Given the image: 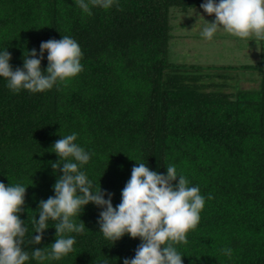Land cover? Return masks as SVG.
I'll return each instance as SVG.
<instances>
[{
	"label": "trees",
	"instance_id": "obj_1",
	"mask_svg": "<svg viewBox=\"0 0 264 264\" xmlns=\"http://www.w3.org/2000/svg\"><path fill=\"white\" fill-rule=\"evenodd\" d=\"M204 2L118 0L122 10L90 5L88 16L76 0H0V53L10 52L13 70L33 49L39 58L42 42L63 36L83 54L82 72L43 92H13L0 77V182L27 187L20 213L28 229L25 264H123L142 242L128 234L106 239L98 224L103 209L89 203L73 217L84 232L64 234L75 238L72 252L60 260L31 258L56 239L58 221L49 219L41 243L33 244L32 221L63 175L52 168L59 161L53 145L72 133L91 154L79 170L94 190L113 194V207L137 162L163 175L174 165L199 187L200 221L187 243L174 245L183 264H264V40L259 62L249 67L260 73L256 89L226 84L219 73L232 67L171 63L170 11L202 9ZM47 66L45 51L42 72Z\"/></svg>",
	"mask_w": 264,
	"mask_h": 264
},
{
	"label": "clouds",
	"instance_id": "obj_2",
	"mask_svg": "<svg viewBox=\"0 0 264 264\" xmlns=\"http://www.w3.org/2000/svg\"><path fill=\"white\" fill-rule=\"evenodd\" d=\"M82 11L92 15V7L108 10L118 0H76ZM205 13L215 16L214 22H206L202 36L211 40L219 28L239 38L254 37L264 40V0H205L200 5ZM47 52L48 66L41 70V61ZM82 51L79 44L69 36L60 40L50 39L40 45L39 58L35 49L24 57L23 68L13 70L9 61L11 54L6 49L0 53V77L13 92L22 88L31 92L50 90L57 83H64L83 71L80 63ZM77 134L72 133L57 140L53 149L59 161L52 164L54 171L62 170L54 184V197L39 203V219H33L35 233L32 243L40 244L48 228L49 219L55 225L56 239L51 250L34 249L31 258L60 260L73 251L75 238L65 233H83L85 224L76 223L73 217L81 213L84 206L93 203L103 210L99 213L100 232L114 242L128 234L140 238L132 259L125 258L123 264H183L182 255L174 246L187 243L186 234L200 221V212L205 198L198 186H189L184 175H177L174 165L167 166V174L150 170L146 163L137 162L131 177L121 192V202L113 207L112 193L95 188L80 167L90 161L91 154L74 143ZM72 158V159H69ZM61 161H64L63 163ZM63 165L62 169L60 165ZM178 179V183L173 184ZM27 187L17 183L5 185L0 182V264H25L30 259L24 250V236L28 229L20 219ZM105 195L108 199H105ZM208 199H212L211 195ZM222 251L230 255L231 249Z\"/></svg>",
	"mask_w": 264,
	"mask_h": 264
},
{
	"label": "rangeland",
	"instance_id": "obj_3",
	"mask_svg": "<svg viewBox=\"0 0 264 264\" xmlns=\"http://www.w3.org/2000/svg\"><path fill=\"white\" fill-rule=\"evenodd\" d=\"M169 14L171 39L168 42V59L171 63L203 68L232 67L229 71L218 72L224 82L230 81L234 87L243 90L259 86L260 73L249 67L260 60L261 40L254 37L239 38L225 32L222 27L208 40L202 36V31L206 22L215 21L214 14L208 15L200 8L186 12L172 9ZM221 79L216 78L214 81L223 83ZM231 90L232 87L225 91Z\"/></svg>",
	"mask_w": 264,
	"mask_h": 264
}]
</instances>
